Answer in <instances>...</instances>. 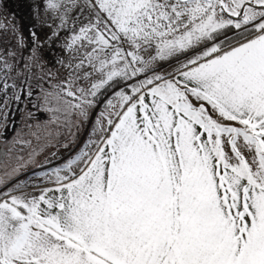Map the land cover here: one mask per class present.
Instances as JSON below:
<instances>
[{
    "label": "snow or ice",
    "instance_id": "1",
    "mask_svg": "<svg viewBox=\"0 0 264 264\" xmlns=\"http://www.w3.org/2000/svg\"><path fill=\"white\" fill-rule=\"evenodd\" d=\"M40 10L45 41L13 25L0 50V129L31 102L45 43L66 75L37 78L46 127L0 172V264H264V0ZM50 147L73 154L20 179Z\"/></svg>",
    "mask_w": 264,
    "mask_h": 264
},
{
    "label": "rangeland",
    "instance_id": "2",
    "mask_svg": "<svg viewBox=\"0 0 264 264\" xmlns=\"http://www.w3.org/2000/svg\"><path fill=\"white\" fill-rule=\"evenodd\" d=\"M54 23L55 22L49 16L40 10V0H0V50L5 48L15 50L16 38L11 31L13 25L23 34L26 38V42L31 46L30 31L35 30L39 37V42H44L49 31L44 25ZM41 53L44 57L43 62L45 68L44 72L36 68L32 69V73L34 74L32 80L34 94L31 98V102L22 101L19 105L14 106L16 108H23L25 111L23 113L16 111L15 115L10 117L11 122L9 125L0 129V132L4 134L0 136V152L4 153L3 161L0 162V172L4 171L5 166L15 164L14 157L16 155H24V153L28 151V149L20 151L19 145L14 146L12 144L14 139L18 136L23 139H31L32 143L35 145L37 141L31 136V131L35 130L42 132L46 127V121L50 114L46 111H42L39 107L34 108L33 104L39 105L42 103L39 85L42 84L43 87L48 88L49 83L47 77L39 81L37 78L44 76L45 73L50 70L52 73L51 81L55 83L58 80L64 79L66 75L65 69L55 63L56 57L63 55L55 44L49 49L48 44L45 43L44 47L41 49ZM25 55H27V51H25ZM65 59H67L66 56ZM28 112L33 114L32 117L27 116ZM26 125H31V128L26 127ZM54 139L63 140L64 137H54ZM81 139H83V137H81ZM9 148H12L11 152H8ZM51 152H56V156L52 157L50 155ZM71 154H73V149L65 150L63 148L50 147L36 158L38 163L44 165V168H29L26 173L21 175L20 179H28L32 176L33 172L44 171L47 170V168L59 165ZM33 182L39 183V181L35 180H33Z\"/></svg>",
    "mask_w": 264,
    "mask_h": 264
}]
</instances>
